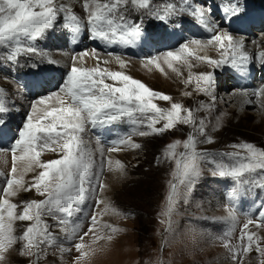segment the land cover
<instances>
[{
  "label": "rangeland",
  "instance_id": "rangeland-1",
  "mask_svg": "<svg viewBox=\"0 0 264 264\" xmlns=\"http://www.w3.org/2000/svg\"><path fill=\"white\" fill-rule=\"evenodd\" d=\"M165 2L170 3L169 0H152V7L166 5ZM262 2L264 3V0ZM57 3H62V0H57ZM71 9L87 24L83 0H80V3H75ZM134 12L136 10L129 5L125 14L130 13L131 15ZM63 15L61 13L58 16L54 29L48 30L43 38L37 39L38 42L48 39L45 47L36 45L42 55L23 53L28 60L21 64L22 66L28 65L23 74L40 71H44L42 74L45 75L53 74L54 77L51 79L56 83L53 91L42 90L35 97L29 96L30 98H28L26 92L7 72V68H15L17 62H9L7 59L9 50L0 47V89L4 90L3 99L5 106L9 109L8 113H15L10 122L12 125L15 124L14 126L18 125L21 128L31 113L32 104L39 97L55 92L70 72L72 65L66 57L67 53L63 49V44H61L60 30ZM148 15L151 16L149 13ZM253 33L252 42L264 41V30ZM248 42L246 41V43ZM94 45L95 43L91 46ZM210 47L213 48L215 45H204L200 50H207ZM196 48L197 46L190 45L192 52ZM88 49L90 50L88 54L92 53L93 49L86 46L80 48L77 54L88 51ZM100 55L97 52L95 57ZM154 56H160L159 69L155 64H148L147 60L139 61L124 56L128 63L123 68H109L101 63L99 66L111 71H122L143 82L150 89L168 95L171 98L170 101H154L161 108L169 109L172 103H180L183 109H192L197 124L203 119L206 135L213 140L212 143L197 144V151L206 154V158L201 162V176L192 190L186 194V198L177 202L175 214L171 217V230H167L168 218L161 215L166 209L169 182L173 181L171 173L175 170V158L169 159L164 155L166 147L176 140H180L181 145L176 149L177 153H180L184 151L183 141L189 133L195 134L201 141L205 138L195 133L193 127L183 123H177L173 129L166 130L163 134L140 136L133 133L149 130L143 125L133 124L130 120L125 127L126 134L124 136H130L132 144H139L141 147L133 148L129 144L108 146L100 144L89 125L83 136L87 141V147L93 153L92 158L95 164L93 171L99 175L100 180L99 182L93 180L91 187L95 191L91 193L86 203L80 206L81 210L70 218V224L78 225L82 235L84 232H88L93 208L97 213L103 212L105 207L109 210L103 215H97L96 229L94 232H89L83 241L86 245L84 251H88L90 254L79 260L77 257L80 256V253L73 246L80 242L79 238H73L70 233L61 232V225L52 216H42L49 226V231L56 237V244L60 248L70 249V251H59L55 246L47 248L46 254L41 256L38 264H260V261L264 260V256L256 251L255 245L249 252L241 253L235 259L223 246V241L227 239L235 248L240 243L241 231H247L255 232L256 237L259 238L260 246L264 247V225L253 219L254 223L244 230L243 224L248 219L237 213H235L237 217L235 221L220 219L227 216L225 207L230 205L229 200L225 198L224 189L231 187L234 194L248 191H245L244 188L237 191L230 178H219L212 175L217 168L239 162L234 161L229 154L240 151L241 156L245 155L242 150L235 149L231 145L248 142L264 149V108L254 105V107L239 109L234 103L228 105L229 97L232 98V95L239 92L231 86L230 82L225 84L223 81L225 77L220 76L224 74L222 68L208 64L205 59H195L197 56L204 58L201 53L193 52V56L186 57L185 61H172V68H169L162 53ZM208 58L221 59L222 57L220 53H217L209 55ZM256 58L259 59V56ZM49 60L55 61V63H49ZM95 66L97 64L90 66L84 63L85 68ZM206 73H212L214 77V89L211 96L198 91L196 77ZM217 79L222 80V87L226 85L225 88H219L220 91L215 90L217 82L215 80ZM105 82L113 83L111 80ZM200 86H203L202 82ZM252 95L255 96V94ZM224 100L226 101L223 102ZM56 102L55 97L49 101L52 107ZM250 102H260L262 105L261 99L257 95ZM202 105L203 107H201ZM38 107L41 106L38 105ZM186 114V111H182V116ZM36 115L33 114L34 119ZM163 123L164 121L159 122L156 127H162ZM20 128L12 129L11 133L15 132L16 136ZM105 143L107 140L103 142V144ZM53 148L55 150L48 149L42 152L41 162H48L62 156L63 153L58 146L54 145ZM109 148H116V150L109 151ZM117 162L123 166L122 169L116 167ZM13 163V154L0 151V173H3L0 175V198H5L2 190L6 185V179L12 175ZM15 166L17 168L15 175L19 176L24 168V162L17 161ZM40 171H42L41 168L33 165L31 171L23 173L25 188L31 185L34 177H37ZM252 175L258 177V181L264 179V171H258ZM100 183L105 185L103 189L99 187ZM181 190L183 191V188ZM6 198L18 206L16 211L19 214L25 203L42 201L46 199V196L39 195L35 189L28 191L20 189L15 195ZM97 200L102 201L98 206L96 205ZM162 220L165 223H161ZM31 223L15 221V235H22ZM257 224L261 226L257 227ZM104 225L115 227L118 232L113 234L111 228L104 227ZM109 235L113 236L112 240L107 239ZM95 236H104L105 238L93 242ZM22 246V241L17 242L5 254V259L0 264H36L35 257L22 254ZM43 247L45 246L42 245Z\"/></svg>",
  "mask_w": 264,
  "mask_h": 264
},
{
  "label": "snow or ice",
  "instance_id": "snow-or-ice-1",
  "mask_svg": "<svg viewBox=\"0 0 264 264\" xmlns=\"http://www.w3.org/2000/svg\"><path fill=\"white\" fill-rule=\"evenodd\" d=\"M129 5L134 10H146L154 19L162 23H167L172 17L186 14L194 18V21L208 33H212L207 41L191 39L181 44L177 50L164 52L162 55L169 68H172V61L180 62L186 57L193 56L190 45L201 47L205 44L216 45L222 58L209 59L197 56L195 59H205L208 64L216 67L227 65L238 71H244L247 68L251 58L245 50L243 40L236 38L228 31L220 30L218 24L206 17L203 6L188 4L187 0H184L180 7L168 3L163 8L152 7V0H103V2L102 0H83L89 38L109 46L123 47H133L139 40L147 39L140 23L129 22L125 18ZM207 11L210 16L211 9ZM241 11L242 8L238 2L232 4L226 9V18L232 20V18L240 17ZM61 13L64 14V27L70 29L73 37L78 36L85 27L84 22L71 7H66L63 3L58 4L57 0H0V47L9 50L7 57L9 62H15L22 53L42 55L36 47L30 44L24 46V42L43 38L48 30L56 27L57 18ZM97 51L93 49L92 55L95 56ZM77 55L82 58L88 55V52L73 55V66L64 82L55 92L39 97L32 104L31 113L17 131L11 148L3 150L13 154L14 163L11 169L12 175L6 179V185L2 190L5 198H0V262L5 259V254L12 247L21 241L23 242L22 254L35 257L36 264L41 256L46 254L47 248L55 246L59 251H70L56 244V237L49 231V226L42 216H52L61 225V232L70 233L73 238H79L80 242L73 245L80 253L77 260L89 256L90 253L84 251L86 247L83 242L84 237L96 229L97 215H103L109 210L105 207L103 212L97 213L93 208L88 232L82 235L78 225L70 224V218L81 210L80 206L84 205L91 193L95 191L91 187L93 180L97 182L100 180L99 175L93 171L95 166L93 153L87 147V141L83 136L89 125L95 129L123 118H129L133 124L143 125L149 130L133 134L147 136L163 134L166 130L173 129L177 123H183L193 127L195 133L205 138L201 141L195 134L189 133L183 141L184 151L180 153L176 151L181 145L180 140L166 147L165 157L175 158V170L171 173L174 182H169L166 209L161 213L162 216L168 218L167 230L169 231L172 227L171 217L175 214L177 202L186 198V194L192 190L201 176V162L206 158V154L197 151V144L213 142L212 138L206 135L203 119L197 124L193 110L183 109L180 103H172L169 109L159 107L154 102L155 100L167 102L171 98L150 89L143 82L122 71L101 68L99 62L92 68L77 67ZM108 55L115 57L119 67L126 66L121 56L114 52H109ZM145 59L148 64H155L158 69L160 68L158 63L160 56ZM259 59L261 63H264V51L259 52ZM49 63H55V61L49 60ZM103 63L107 64L108 61ZM106 80H111L113 83H106ZM196 80L198 91L210 96L213 94L214 77L212 73L200 74ZM34 86L45 87L40 81H37ZM253 92L259 96L264 92V88L255 89ZM3 96L4 90L0 89V139L3 138L8 127L6 115L9 109L5 106ZM52 97H55L58 107L50 105L49 101ZM182 111H186L187 114L182 116ZM33 114H37L35 119ZM161 121H164L163 126L157 128L156 125ZM111 143L112 145L129 144L133 148L141 147L139 144H132L130 136L120 137ZM54 145L60 148L62 156L55 160L41 162L42 152L48 149L55 150ZM231 147L242 150L245 155L241 156L240 151L229 154L234 161L239 162L217 168L212 175L219 178H230L237 191L240 188L251 191L253 187L264 189V181H258V177L252 175L258 171H264V149L248 142L234 144ZM114 150L116 148H109V151ZM17 161L24 162V168L19 176L15 175ZM33 165L41 168L42 171L34 177L31 185L25 188L23 173L31 171ZM116 167L122 169L123 166L117 162ZM99 187L103 189L105 185L100 183ZM20 189L26 191L35 189L39 195L46 196V199L25 203L22 212L18 214L16 211L18 206L6 197L15 195ZM101 203L100 200L96 201L97 206ZM225 211L227 216L220 219L231 221L237 219L234 205H226ZM259 215L264 220V212ZM15 221L32 223L22 235L16 236ZM161 223L165 221L162 220ZM253 223V219H248L243 224V229L247 230ZM260 226L257 224V227ZM104 227L111 228L113 234L118 232L117 228L110 225H104ZM254 237H256L255 232L241 231L240 243L235 248L227 239L223 241V246L232 254L233 259L241 253L249 252L253 245L256 251L264 256V247L260 246L259 238L254 239ZM104 238V236H95L93 242ZM107 239L112 240L113 236L109 235ZM42 245L45 247L42 248ZM260 264H264V260H261Z\"/></svg>",
  "mask_w": 264,
  "mask_h": 264
},
{
  "label": "bare ground",
  "instance_id": "bare-ground-1",
  "mask_svg": "<svg viewBox=\"0 0 264 264\" xmlns=\"http://www.w3.org/2000/svg\"><path fill=\"white\" fill-rule=\"evenodd\" d=\"M62 3L65 4V6L73 7V6H75V3H80V0H62ZM255 33H257V31H255ZM235 37L238 38V39L243 40L245 50L247 51V53L249 54V56H250L251 59L252 58H255V60H256V57L259 56V52L264 51V41L263 42H252L253 40L251 38H248V36H235ZM246 41H249V42L246 43ZM205 45H207V44H205ZM200 49H203V48L197 47L196 49L193 50V52L196 53V54L197 53H201L204 58H208V56L211 55V54L212 55H215L217 53H220L219 52V49H218V47L216 45H215V47H213V48L210 47L207 50H200ZM119 56H121V55H119ZM66 57H68L71 65L73 66V55L71 53L70 54L67 53ZM124 57L121 56V58L125 60V63H128V61ZM84 60H85V62H84ZM104 61H108V63L105 64V63H103ZM98 62L101 63V64H104V65L108 66L109 68L119 67L118 62L116 61L115 57L114 56H110V55L109 56L100 55V56H96L95 57V56L92 55V53H90V54H88L86 56H83L82 58L79 55H77V58H76V66L77 67H84V63H87L90 66H94ZM185 67L187 68V66H185ZM119 68H121V67H119ZM220 76L222 78H224V76L227 78V76L226 75H223V74L220 75ZM231 78L232 77L229 76V79L228 80H230ZM225 79L223 80L224 82L227 80V79L226 80ZM26 81H27V83H30L29 79H26ZM215 82H216V89L215 90H219L220 91L219 88L222 89L223 87L225 88V86H226L225 85V86L222 87V80H220V79L219 80L218 79L215 80ZM225 84H228V83L225 82ZM243 92L244 93H236V94L232 95V98H230L231 97L230 96L229 97V100H228V105H230L231 103H234V105L236 107H238L239 109H241V108L246 109V108L254 107V105H256V106L260 105V106H262L264 108V92H262L258 96L261 99L262 105L260 104V102L259 103L258 102H255V103L254 102H250V101H253L255 99V97H256V96L253 97L254 95H252V94H255L254 92H249L247 90H245ZM246 96H249V97H246ZM225 101L226 100H224L223 102H225ZM58 106L59 105L56 102V104H55L54 107H58Z\"/></svg>",
  "mask_w": 264,
  "mask_h": 264
}]
</instances>
